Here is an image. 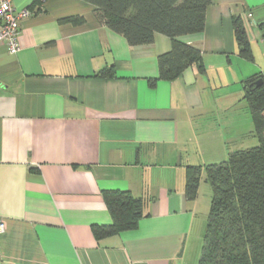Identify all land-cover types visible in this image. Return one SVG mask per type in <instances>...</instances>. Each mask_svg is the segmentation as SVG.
I'll return each instance as SVG.
<instances>
[{
  "label": "crops",
  "instance_id": "0c3cea01",
  "mask_svg": "<svg viewBox=\"0 0 264 264\" xmlns=\"http://www.w3.org/2000/svg\"><path fill=\"white\" fill-rule=\"evenodd\" d=\"M40 1L14 0L32 16L18 54L0 45V264H193L197 199L185 196V169L254 136L243 82L264 71V0H212L205 31L181 38L205 71L172 81L158 79L168 37L131 47L92 4ZM70 18L84 23H62ZM235 18L253 62L240 56ZM106 191L150 198L148 216L97 241L93 226L112 224Z\"/></svg>",
  "mask_w": 264,
  "mask_h": 264
},
{
  "label": "trees",
  "instance_id": "16d2710c",
  "mask_svg": "<svg viewBox=\"0 0 264 264\" xmlns=\"http://www.w3.org/2000/svg\"><path fill=\"white\" fill-rule=\"evenodd\" d=\"M83 1L96 8L95 18L100 24L123 36L131 47L151 45L156 35L171 39V51L159 58L158 79L175 80L193 65L205 71L201 50L181 38L205 31L212 0ZM62 23L79 25L84 19L70 18ZM233 27L240 56L253 62L243 19L235 18ZM259 27L264 28V22ZM114 74L112 67L101 75L111 78ZM243 91L259 145L185 169L184 192L189 202L197 199L204 172L212 188L205 231L199 235L195 228L190 239L193 264H264V71L246 79ZM103 198L112 224L93 226L97 241L136 230L148 216V197H135L130 191H106Z\"/></svg>",
  "mask_w": 264,
  "mask_h": 264
},
{
  "label": "built area",
  "instance_id": "2783aa9c",
  "mask_svg": "<svg viewBox=\"0 0 264 264\" xmlns=\"http://www.w3.org/2000/svg\"><path fill=\"white\" fill-rule=\"evenodd\" d=\"M30 16V10L17 11L14 0H0V45H6L11 55H16L21 50L20 23ZM4 231L5 224L0 220V234Z\"/></svg>",
  "mask_w": 264,
  "mask_h": 264
},
{
  "label": "rangeland",
  "instance_id": "374dc122",
  "mask_svg": "<svg viewBox=\"0 0 264 264\" xmlns=\"http://www.w3.org/2000/svg\"><path fill=\"white\" fill-rule=\"evenodd\" d=\"M246 19L247 27L249 26V20ZM243 106L247 107V104L244 103ZM246 110V109H245ZM243 107L240 109V113L243 112ZM244 114V113H243ZM242 148H253L259 145V141L255 136H251L246 138L244 141L241 142ZM227 158V156H226ZM212 188L208 182H206V173L204 172L202 175V181L199 188L198 198H197V227L196 232L197 234L201 235L203 231H205L207 219L210 212L211 207V197H212Z\"/></svg>",
  "mask_w": 264,
  "mask_h": 264
},
{
  "label": "water",
  "instance_id": "95a60500",
  "mask_svg": "<svg viewBox=\"0 0 264 264\" xmlns=\"http://www.w3.org/2000/svg\"><path fill=\"white\" fill-rule=\"evenodd\" d=\"M262 84V81H260L259 83H258V86H260Z\"/></svg>",
  "mask_w": 264,
  "mask_h": 264
}]
</instances>
